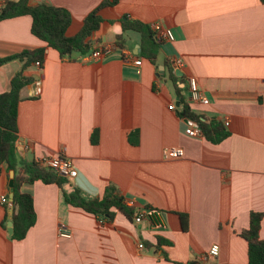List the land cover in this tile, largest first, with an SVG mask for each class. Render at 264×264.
Listing matches in <instances>:
<instances>
[{"label": "crops", "instance_id": "crops-1", "mask_svg": "<svg viewBox=\"0 0 264 264\" xmlns=\"http://www.w3.org/2000/svg\"><path fill=\"white\" fill-rule=\"evenodd\" d=\"M102 1L29 3L67 10L72 24L66 36L73 37ZM99 15L103 21L90 38L92 48L113 46L124 16L170 29L174 39L161 43L157 61L163 77L156 76L157 65L139 56L134 32L124 34L123 49L141 60L139 68L124 63L116 47L88 62L47 49L42 67L25 72L33 81L20 91L16 154L38 162L63 153L77 171L65 191L76 188L92 199L113 185L134 217L115 211L111 222L99 221L66 204L56 185L35 181L22 189L32 196L35 223L23 240H12L13 211L4 202L11 201V170L3 164L0 264H189L214 245L218 255L200 264H247L240 233L251 212L262 214L264 240V0H119ZM31 22L29 16L0 22V58L46 47L31 34ZM175 58L185 63L184 83L194 77L209 101L190 104L191 111L219 122L228 134L219 143L186 136L188 127L198 126L178 116L179 98L163 66ZM19 69L17 61L0 66V94L9 91ZM166 148L182 149L183 157L164 160ZM141 211L152 212L135 223ZM179 215L187 216L186 230ZM60 227L70 238L58 236ZM158 237L171 245L156 250ZM139 243L151 248L140 250Z\"/></svg>", "mask_w": 264, "mask_h": 264}, {"label": "trees", "instance_id": "trees-1", "mask_svg": "<svg viewBox=\"0 0 264 264\" xmlns=\"http://www.w3.org/2000/svg\"><path fill=\"white\" fill-rule=\"evenodd\" d=\"M119 0H103L98 7L90 12L83 20L78 33L73 37L66 36V31L72 24L70 13L60 7L47 4L31 5L29 0H5L0 5V22L7 19L21 16H29L31 22V34L46 44L45 48L23 50L18 54L0 58V66L17 61L20 69L10 81L8 92L0 94V166L6 164L7 169L14 171L13 199L11 206L6 208L12 210V235L15 241L23 240L28 230L35 223V213L31 194L22 189L26 185H32L35 181H40L46 185H56L62 191L64 202L72 207L82 209L86 213L94 215L99 221L111 222L115 211L122 213L127 219L134 217L132 208L126 206L125 200L117 192L113 185H108L102 197L92 199L84 198L79 190L72 189L71 192L64 190V186L69 183L57 173L45 169L37 161L24 162L19 160L16 154V142L18 139L17 130V107L20 102V91L25 86L32 83V79L25 75L26 70L31 66L42 67L46 50L56 51L60 58L68 60H79L92 50L91 36L98 31L102 18L100 10L112 8L118 4ZM122 34L116 37L114 47L123 49L125 47L124 34L127 32L137 33L140 37L139 56L147 59L156 67L161 43L150 28V26L139 21L131 20L127 16L120 18ZM163 66L167 72V80L173 86L175 94L179 98L180 109L178 116L195 123L200 128L202 135L211 143H219L228 134L223 126L212 120L207 122L203 116L193 113L190 106L185 101V77H177L173 63L167 59L163 61ZM183 230L187 229V216L179 215ZM262 214L251 212L249 215V226L242 230L240 237L247 244V264H264V240L259 238ZM144 244V243H143ZM171 243L157 238L156 250H161L162 246H170ZM146 248H151L145 243ZM164 254V258L167 257ZM189 264H200L194 261Z\"/></svg>", "mask_w": 264, "mask_h": 264}, {"label": "built area", "instance_id": "built-area-1", "mask_svg": "<svg viewBox=\"0 0 264 264\" xmlns=\"http://www.w3.org/2000/svg\"><path fill=\"white\" fill-rule=\"evenodd\" d=\"M150 28L152 31H154L156 38L160 42H172L173 41V34L172 31L168 28L163 27L159 23H152L150 25ZM114 46V45H113ZM112 45H106V46H101V47H94L92 50L85 56H82L79 61L81 62H88V61H94V60H100L103 59L107 56H109L113 49ZM122 50V55H123V62L126 64L132 63L136 68H139L141 66V60L140 59H132L130 53ZM173 67L178 71H181L185 63L183 59L181 58H175L173 61ZM184 86V85H183ZM185 88H186V99L188 104L190 105H201V106H206L209 104L208 99L205 97L203 92L198 86V82L194 77H187L186 83H185ZM171 110L175 109L174 105H171L169 107ZM224 125H228V120H224ZM185 134L188 137L192 138H199L202 137V132L200 128L198 127H188L185 130ZM163 159L166 161H172V160H177L183 157V151L180 148H166L163 150L162 153ZM41 166H43L45 169L51 170L58 175L67 178L68 180H71L76 177L77 171L76 168L71 160L66 158L63 153L60 152V154H57L56 156H52L49 158H44L38 161ZM4 202L8 206H11V201H7L4 199ZM126 204V203H125ZM126 206L130 207L131 204H126ZM152 211H141L139 214L134 218L135 223H140L145 216H149ZM58 236L62 238H70V234L68 231H66L64 228L60 227L58 228ZM138 248L140 250H143L144 244L139 243ZM218 255V247L216 245L212 246L206 253L200 255L197 258L198 263H206L209 258H214Z\"/></svg>", "mask_w": 264, "mask_h": 264}, {"label": "water", "instance_id": "water-1", "mask_svg": "<svg viewBox=\"0 0 264 264\" xmlns=\"http://www.w3.org/2000/svg\"><path fill=\"white\" fill-rule=\"evenodd\" d=\"M138 53H140V50H138ZM157 70H158V73L156 74L157 77H163V68L159 66V63H157ZM175 74L177 77H181L182 76V73L178 70L175 71ZM178 100V98H177ZM178 103H177V107H178ZM8 187H9V191H10V194H9V198L10 200L12 201L13 199V187H14V171H10V174H9V183H8ZM12 223L9 222L8 223V233L9 235L12 234Z\"/></svg>", "mask_w": 264, "mask_h": 264}]
</instances>
